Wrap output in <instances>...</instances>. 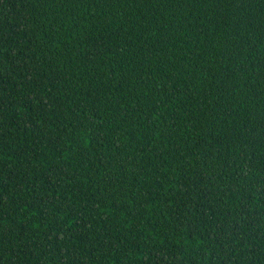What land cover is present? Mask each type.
Listing matches in <instances>:
<instances>
[{"label": "trees", "instance_id": "16d2710c", "mask_svg": "<svg viewBox=\"0 0 264 264\" xmlns=\"http://www.w3.org/2000/svg\"><path fill=\"white\" fill-rule=\"evenodd\" d=\"M0 264H264V0H0Z\"/></svg>", "mask_w": 264, "mask_h": 264}, {"label": "rangeland", "instance_id": "374dc122", "mask_svg": "<svg viewBox=\"0 0 264 264\" xmlns=\"http://www.w3.org/2000/svg\"><path fill=\"white\" fill-rule=\"evenodd\" d=\"M218 109H219V108H217V112H218Z\"/></svg>", "mask_w": 264, "mask_h": 264}]
</instances>
